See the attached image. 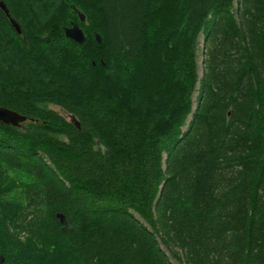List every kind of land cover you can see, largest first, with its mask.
I'll use <instances>...</instances> for the list:
<instances>
[{"label":"trees","instance_id":"obj_1","mask_svg":"<svg viewBox=\"0 0 264 264\" xmlns=\"http://www.w3.org/2000/svg\"><path fill=\"white\" fill-rule=\"evenodd\" d=\"M3 1L0 264H264V0Z\"/></svg>","mask_w":264,"mask_h":264},{"label":"water","instance_id":"obj_2","mask_svg":"<svg viewBox=\"0 0 264 264\" xmlns=\"http://www.w3.org/2000/svg\"><path fill=\"white\" fill-rule=\"evenodd\" d=\"M0 9L4 12L5 16L9 19L11 26L15 29V31L18 34L22 33L20 25L17 23L15 19H13L9 13V10L7 9L6 4L3 0H0ZM73 9L77 12L81 22H84L85 16L77 11L74 7ZM65 36L66 38L74 41L75 43L82 45L86 41V35L83 29L78 25H73L70 28H67L65 30ZM96 40L98 43H101V38L96 35ZM71 122L74 123L77 129L80 128L79 122L75 119V117L70 118ZM27 121V117L21 115L20 113L9 110L3 107H0V124H5L8 126L13 127H22L23 124Z\"/></svg>","mask_w":264,"mask_h":264},{"label":"rangeland","instance_id":"obj_3","mask_svg":"<svg viewBox=\"0 0 264 264\" xmlns=\"http://www.w3.org/2000/svg\"><path fill=\"white\" fill-rule=\"evenodd\" d=\"M82 13V12H81ZM83 15H84V13H82ZM85 16V15H84ZM75 22V24H76V21H74ZM84 22L87 24V21H86V17H85V20H84ZM204 44V39H203V36H201L200 37V39H199V47H200V53H199V61H198V63H199V76H200V78L202 77V72H203V61H204V57H203V55H202V49H203V45ZM197 95H198V93H196L195 94V96H194V101H196V98H197ZM52 107V109L54 110V111H56V112H58L60 115H62V116H64V117H66L67 119H68V116L60 109V108H58V107H56V106H51ZM170 259H171V262L173 263V264H179L175 259H173V258H171L170 257Z\"/></svg>","mask_w":264,"mask_h":264}]
</instances>
